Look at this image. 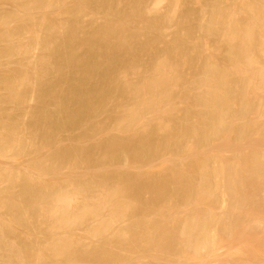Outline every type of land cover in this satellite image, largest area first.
Wrapping results in <instances>:
<instances>
[{
    "label": "bare ground",
    "instance_id": "1",
    "mask_svg": "<svg viewBox=\"0 0 264 264\" xmlns=\"http://www.w3.org/2000/svg\"><path fill=\"white\" fill-rule=\"evenodd\" d=\"M54 1L51 2L49 0H41L39 4V8L44 9L45 12L46 11L48 12L49 9L53 6V4H61L64 0H54ZM82 1L83 3L91 2V0H82ZM179 2L180 0H173V9H175L174 7H176V10H178L177 8L180 6V5L178 6ZM219 2L220 0H206V4L209 9V14L207 15L210 16V21L206 27V32L209 35H213V36L214 35L223 36L222 39H224L223 42L227 50V54H228L227 58L229 61L228 63L229 65L225 66V65L218 64L215 61L208 60L200 64L199 69L198 67H196V69L199 70V72L204 75L203 84L209 87V89L204 90L203 88L198 86V83L193 84L195 86L193 88L194 90L195 89L197 90L196 91L197 94H195L193 97L191 96L192 106L187 109L184 119H182V121L178 120V122L176 123L173 122L174 124L173 132H171L172 130L169 131L168 126H167V124L169 123L166 122L164 125H160V127H158L160 128V130L158 129V131L152 132L145 137L135 136L133 138L131 137L132 139L128 141H120L118 139L110 138L106 140L102 145H100L103 147V150H105L107 153H111V156H110L111 160H114V159L120 160L127 154L129 156L131 155L135 158H139L142 160V159H146L147 157L149 158L155 154L157 155V153L159 154L160 150L165 147L174 148V149L180 148V150L183 151V155H185V157L189 155L192 158L190 162L191 167H189L188 169L187 166L185 167V165H182V163L175 162L174 168H172L171 173L163 177L161 176L160 178L155 179V180H146L144 179V177H140V176H137V177L127 176V175L120 176L114 173L110 176V180L111 182H114L115 184L117 183L118 185L120 184V187L116 185L117 188L116 187L115 188L117 190L121 187L123 188V189L121 188L123 190V191L121 190L123 192L121 193L122 195L124 194L123 197H121L118 191H113L112 189L108 188L107 189L108 191H106L108 193L107 196L109 199L110 198L112 199L110 200L106 199L107 200L106 202L104 196L102 195L104 194L106 196L107 194L105 193V190H106L105 188L103 190L104 192H102L101 194L103 196V199L97 200V202L95 201L96 202L95 205H97L98 202L100 203L106 202L107 205H110L108 204L109 201L113 202L115 199L120 200L118 198V196H120L121 200H124V202L123 201L121 202L123 203V205L125 204L123 206L125 209L129 210V208L131 207V204L133 203L132 205L133 212L130 209L132 216L133 214L135 217L140 214L144 215L136 219V221L134 222V229L132 231L130 230L124 231L123 233L118 234L117 240L115 238V240L118 242L123 241V244H126L125 241L128 240L130 243V247L134 251V253L135 252L138 253L139 251L140 252H146V251L150 252V251H154V250L156 251L159 249L162 250L161 252H164L163 250H166V251L171 250V251H174L176 255H178L181 258L180 260H182L183 258V261L188 264H264V208L262 209L261 208L262 206H261L257 208V210H255L254 208L255 206L253 207L250 206L249 209L253 208L255 211L253 209H250L251 211L249 209L245 210V208L247 207L245 208L243 207L244 205H246L245 203L248 202L247 198H244V197L240 198V196H237V194L241 192L240 191L237 193V191L243 188L247 189L248 187H250L252 188V190L256 191L258 188L261 189L264 187V142L260 140V142L257 141L255 144L253 141H250L255 144V145L251 144L252 146H249L250 143L248 144L246 143L247 137L248 136L251 137L250 134L257 135L261 133V135L264 136V123H262L261 121L262 120L261 117H263L264 112L262 113L261 111H258L259 110L257 109L258 107L254 108V106L249 104L250 100L248 98V95L250 92L249 90L251 89L250 85L254 87V83L253 81H251L252 79L256 78V84L257 82H260L258 84L264 85V70L263 68L261 69V67H258L257 64L259 63H256L258 61L255 60V56H254L258 54L257 52H259L260 54L262 52L264 55V3H262V0L261 1L246 0V3H244L245 10H243L246 13L245 14L243 12L246 15L245 16L246 18L243 17L245 20L238 21L237 19L234 18L230 22H226L225 14H227V12L225 13L223 12L224 10L223 11L220 10ZM83 3L81 5H83ZM98 4L104 5L105 7L106 6L112 7L113 5H115V4L112 5L110 3V0H98ZM79 9L82 10V7L79 6ZM235 9L233 11H235ZM120 11H119V14L121 15V18L124 19L123 23H126L129 21L128 23L131 24L132 23L131 20L139 19L136 15H133L132 11L130 12L125 11L122 13H120ZM174 11L175 10H173V12ZM140 13L142 16V11ZM182 15H183V18L185 19V22L184 20H182L183 23H181L184 29V34L183 35L180 34L179 36H177L176 38V41H177L176 50L177 51L175 50L177 54L179 53L181 54V56L184 53L180 51L181 50L180 45H182L185 42L186 37L191 35L193 32L192 30L193 28L191 29L186 24V21L191 16L190 13L184 12L182 13ZM232 16H235V15H232ZM230 17L228 18L230 19ZM166 18H169L170 20L171 17L170 15H166L164 22ZM118 20L120 21V19ZM122 21L123 20L121 19L120 23H122ZM115 22L116 21L108 19L107 22L105 23V26L103 27L101 26L100 28H94V27L93 29L91 28V31L82 38L78 36L80 28L77 25V23L76 24L71 23L70 28L68 27L70 31L67 33V35L64 38L60 40L56 51L43 47V49L45 48V50H43L44 54L40 60L41 62L40 65L42 66L41 68H42L43 74L60 73L63 71V69L68 68V69H78L79 74L78 73L77 74L79 77L77 78V80H75L72 83V86L65 92H59L56 89L55 84H49L47 82H43L39 80L38 86H37L39 90L38 97L40 101L44 103V105L38 108L36 111L34 110L35 112L33 113V119H34V126L37 129L36 131H37L38 137L42 141H45V142L53 141L52 138L54 137L55 132L57 130L65 126H73L77 124L80 118L89 115L92 112V110L96 109L99 105H102L104 102H107L108 99L114 93H117V92L124 94V95L133 96L134 98L136 97V99L138 100V106L135 104L137 106L136 108L134 106L132 107V109H129L128 111H126L128 109L127 108L125 110L126 111L125 116H124L125 120L120 121L121 122L120 124H122L123 122L124 123L127 122L128 127L130 126L137 127L136 125H138V123L141 122L140 112L146 106L148 105L150 106L151 104L154 109H158V107L162 105L163 102L160 103V101H163L166 98V96L159 94L158 90L161 87L169 88L171 82H173V81L168 80V78L165 79L164 77H162L163 75L161 74L160 70H163L165 63L163 61H162L163 63L162 62L158 63L159 61L156 63H153L151 66V69H154V75L152 74H151L152 76L149 75V77L143 81L144 84L141 83L142 85H135V86L129 85L130 82L127 84L126 81H124L123 76H122L124 75L123 70L124 68H131V69L134 68L135 63H137L138 61V58H139L138 56H139L140 51H137L138 48L136 49L134 48L135 44L133 41L135 38L128 37L126 35L127 33L124 34L123 29H122L123 23L120 24V23H115ZM146 23H147L148 28H151L155 26L156 21L150 20ZM50 27H51L50 29H52V32L54 30L56 31L57 26L52 25ZM78 47L82 49V53H79L76 51ZM221 49H222V46H221ZM131 51L133 52V56L131 54L132 56L131 59L129 57L127 59L125 54L126 53L129 54L128 52H131ZM257 57L258 55L256 56V59ZM187 58L188 56L186 57V59ZM189 60L191 63H194L192 59H189ZM50 61H52L53 66L50 65ZM256 66L260 68L261 70L257 69ZM121 69L123 70L121 71ZM156 71H157V74L155 75ZM121 72H123L122 75H121ZM158 75L161 78H159ZM234 78L236 81L234 80ZM257 79L259 81H257ZM236 84L242 85L240 89L237 87V89L239 90L235 89ZM261 85L260 86L256 85V86L258 88L262 87L264 90V87ZM255 89L256 88H254V90ZM143 91H144V94L142 93ZM146 92L148 93V95ZM159 96L160 97L163 96L164 99L161 100ZM260 100H263V99H260ZM165 101L167 100L165 99ZM46 103L56 105L58 107V111L56 113L49 112L45 106ZM69 103H74L76 107L72 108L69 105ZM165 105L167 106L166 103ZM261 107L262 106H259V108ZM159 108H160L159 110H161L160 112L164 110L165 111L172 110L171 108L170 110L168 106L167 108L169 110L165 106L164 107L162 106V109L165 108L164 110H162L161 107ZM251 115L252 117H250ZM248 117H250V120L248 119L247 122L244 123V125L239 124V121H244ZM230 135H234L237 142L239 141L241 143V142L246 141L245 143L248 146H245L244 143L243 144L241 143L242 147H239L238 145L237 146L238 149H236L237 148L236 145L233 146L231 143H229ZM222 137L225 139L227 138L225 141L227 143L226 146L228 147L226 148L224 145H223L224 147H216L217 145H214V142L217 141V139L222 138ZM257 138L258 137H256L255 140H257ZM186 140L193 141L192 142L193 144L188 147L187 146L182 147L183 145L182 143ZM80 152L81 151H79L78 149H75V150L72 149L70 152L60 153V154L56 153L57 155L56 156L54 155L52 157V163H51L52 165L48 166L49 164L48 165L44 164L42 166L44 168L43 172L44 171L56 172L59 166L61 165V163L64 162V160L67 158L68 155L75 156L78 159ZM229 153H230V157H232L231 159L227 157ZM231 154H233V156ZM125 159H128V158H125ZM127 162L128 161H126V163ZM29 182L26 181V184H25V190H24L25 195H29V193L32 191ZM101 182L102 181H98L97 185L100 184ZM102 183L107 184L106 182H102ZM114 183L112 184L113 188L115 186ZM94 185H95V181L93 180L87 181L86 184H84V188H82V191H84L85 194H89V193L92 194L91 190L93 191L92 187ZM100 186L102 188V187H105L106 185L104 186L103 184L102 186L101 184ZM145 187L146 189L150 188V191L153 190L152 198L151 199L137 198L139 201L138 203L135 202L132 198H135L137 196L140 197ZM109 190H112V193ZM61 192L58 191L57 194H55V192L53 193V196H52L53 203L55 201V203L59 206L64 207L65 205L67 207L68 206L71 207L72 206L71 204L74 202L72 201L74 200L73 199L74 194L72 192L65 193L64 191V194H65L64 195ZM60 193L62 195H60ZM175 196L178 197L177 199H179V200L176 199L178 201V205L180 201L181 203L180 205H183V204H186V205L193 204L194 205L195 204L197 206L201 205L203 207L201 209L194 208L193 210L190 211V213H187V215H185L183 219L181 220L177 218V215L175 213L172 214L173 213V211L171 212L172 209L171 210L168 209L169 207H167L166 209L163 206V205H166L165 203L169 201L171 198L174 200ZM48 197L49 196H46V193L41 191V201L40 202H44V203L47 202ZM225 197L227 198L229 197L228 199L230 200V202L229 200L228 202L230 203V206H229L230 208L227 209L225 213L222 212L224 214H221V212L219 214L218 213L219 210L217 212L216 207L223 205L225 201ZM96 198L98 199L100 197L97 196ZM96 198L94 197L93 199L96 200ZM262 200H263L262 202L264 203V197L262 198ZM75 201L76 203L79 202V201L77 202V198ZM119 202L120 201L116 203L113 202L115 206H117V208H114V212L112 209L115 206L112 203L113 207L110 210L111 213L109 212L110 216H107L106 218V220L108 221L107 222L102 221V226L100 224L101 219L98 221V219L96 220V218L97 216L99 218L102 212L108 208L106 205L105 207L107 208H104V206H102V204L104 205V203L101 204L103 209H101V206L99 207L102 210V211L98 210V212L101 211V213H99L100 215H97L95 214L94 211H92L94 210L92 209V207H94L95 205L92 206V204H90L91 208L89 207L90 208L89 215L86 213V211L88 210L87 207L85 206L87 209V210L85 209L86 211H84L82 207L84 211L83 213L84 214L86 213L87 215L86 214L85 215L87 217L89 216L90 218L91 211H92L94 212L96 216V218H94L95 216L92 213V215L94 216L93 219L100 222L99 223L100 226L97 225L98 227L95 226L93 228H89V227L88 228L91 229V231L99 227H101L102 229L103 222H104L105 223L104 226L107 228H103V230L104 229L107 230L108 228L110 229L111 224L114 225L115 221L119 218L120 214L124 211L123 210L124 208L122 209L123 210L122 211L121 208L118 207L122 205ZM100 203L98 204L100 205ZM168 203L169 202H167V204ZM128 206L130 207L127 208ZM12 207L14 208V205H12ZM96 208L99 209L98 206H95V209ZM97 209L95 211H97ZM62 210H64V208ZM65 210H67L66 207H65ZM129 212L130 211L126 213H129ZM76 213H74L73 218L76 217L77 221L79 220L81 222V220L86 217V216L81 217L84 215L83 214L81 215L80 212L77 214ZM154 214H159L160 218L161 216L166 217V218L167 217L171 218L174 221L176 226L172 227V226H169L168 224H165L164 221H161V222L156 221V224L153 223L155 224L154 227L152 226L153 229L149 227L152 229V231L150 230L147 231L145 229L143 230L141 227L147 224L146 223L147 220L145 218L150 215H154ZM177 219H179L178 220L179 222L177 221ZM69 220L70 219H68V221ZM103 220H105V218ZM148 225H146L145 227H148ZM80 228L82 227L80 226ZM112 228L113 227H111L110 230H113ZM53 229H56V228H53ZM101 229H95L93 232L96 231L95 233H97ZM67 237L68 236H66V238ZM167 240L169 241L170 244L167 243L168 242ZM64 246L65 244L63 243L53 244V247H52L53 249L51 248V250L49 251L51 252V254L48 255L49 254L48 250L39 244L35 245L32 242H26V241H21L18 243L13 242V240L10 241V239H8L5 233L3 232V229H1L0 227V264H55L56 262L55 260L58 259V257H60L59 259H61L60 264H81L80 259H78L72 252H70L71 250L68 251L64 249ZM66 247L67 246H65V248ZM115 248H117V246ZM107 249H110V248L107 247ZM107 249L104 246V248L98 247L96 250H94L93 253L97 255V258H98L97 260H99L96 262L97 264H112L114 257L112 258L111 256H115V255H113V253H111L112 255H110V253L108 254V251H106ZM133 251L130 250V252H133ZM118 254L119 253H117V255ZM55 255L57 256L56 258H55ZM119 255L118 257H120ZM143 256H146V255H143ZM161 256L163 257V255ZM152 258L153 256H151V259ZM141 259L145 260V258H141ZM156 259L158 260L159 258H156Z\"/></svg>",
    "mask_w": 264,
    "mask_h": 264
},
{
    "label": "rangeland",
    "instance_id": "2",
    "mask_svg": "<svg viewBox=\"0 0 264 264\" xmlns=\"http://www.w3.org/2000/svg\"><path fill=\"white\" fill-rule=\"evenodd\" d=\"M49 1L52 2L54 0H49ZM256 1H261V0H256ZM40 2L41 0H0V227L1 229H3V232L5 233L7 238L10 239V241L13 240V242H17V243L21 241H26V242H32L35 245L39 244L48 250L49 253L48 255L51 254V252L49 251L53 247V244L63 243L65 244V246H67L66 248L64 246V249L68 251L71 250L70 252H72L78 259H80L81 264H93V263L97 264L96 262L99 260H97L98 259L97 255L94 254L93 252L98 247L104 248V246L106 249L107 247L112 249V250L110 249L106 250L108 251V254L110 253V255H112L111 253H113V255H115V256H111L112 258L114 257L112 264H136V263L138 264L139 262H140L139 264H143V263L144 264H160V263L180 264L181 262H182L181 264H184L185 262L183 261V258L182 260H180L181 258L178 255H176L174 251L163 250L164 252H161L162 250L159 249L156 250L157 252L154 250L150 252L139 251L140 253L139 252L134 253V251L130 247V243L128 240H127L128 242L125 241L126 244H123V241L122 242L116 241L118 234L123 233L124 231H129V230L132 231L134 229V222L136 221V219H138L140 216H144L141 214L136 217L134 216V214L132 216L131 210L133 212V208H132L133 203L131 204V207L130 206L127 207V208L130 207L129 210L125 209L123 207L125 204L123 205V203L121 202V201L124 202V200H121L120 196H118L120 200L113 199L114 201L113 200L112 201L115 203L120 201L119 203H121L122 205L118 207H120L121 210L124 208L123 209L124 211L123 210H122L123 212L120 211L122 213L118 218L119 220L118 219L116 221L114 220L115 221L114 225L111 224L110 229L111 227H113L112 228L113 230H110L109 228L107 230L106 229L103 230V228H107L104 226L105 224L104 222L108 221L106 220V218L107 216H110L111 213L110 210L112 209L114 204L111 201H109L108 203L111 206L106 204L107 202L106 199L108 200L112 199V198L110 199L108 198L107 196L108 193L106 192L108 191L107 189L110 188L113 191H118L121 197H123L124 195V194L122 195L123 188L121 187L122 189L119 188L117 190L116 185H118V183L115 184L114 182H111L110 176L112 174L116 173L120 176L121 175L135 176V177L140 176V177H144V179L146 180H155L160 178L161 176L163 177L171 173L172 168H174L175 162L182 163V165H185V167L187 166V168L189 169V167H191L190 162L192 158L189 155H188L189 157L188 156L185 157V155H183V151H181L180 148L174 149V148L165 147L160 150L159 154L157 153V155L155 154L149 158L147 157L146 158L147 160L146 159L141 160L131 155L129 156L128 154L125 155L126 157L124 156L120 160L119 159L111 160L110 159L111 153H107L105 150H103V147L100 145H102L106 140L110 138L118 139L120 141H128L135 136L145 137L152 132L158 131V129L160 130V128L158 127H160V125H164L166 122L169 123L167 124L169 131L172 130L171 132H173L174 129L173 122L176 123L178 122V120L182 121V119H184L187 109L192 106L191 96L193 97L195 94H197L196 93L197 90L196 89L194 90L193 87L195 86L193 84L198 83V86H200L204 90L209 89V87L203 84L204 75L201 74L199 70L196 69V67H198L199 69L200 64L208 60L215 61L218 64L225 66L229 65L228 64L229 61L227 58L228 55L227 50L223 42L224 39H222L223 36L222 35L213 36V35H209L206 32V27L210 21V16L207 15L209 14V9L206 4V0H180V2L178 3V6L180 5L177 8L178 10H176V7H174L175 9H173V0H125V1L110 0V3L112 5L115 4L112 7H108V6L105 7L104 5L98 4V0H91V2L89 3L86 2L83 3L82 0H77V1L64 0L62 2L63 4L62 3L53 4V6L50 8L52 11L49 9L48 11L49 13L47 11L45 12L44 9L39 8ZM81 2L83 3V5H81L82 4ZM130 2L132 3V5ZM244 3H246V0L244 1L220 0L219 2L220 10L222 11L224 10L223 12L225 13L227 12V14H225L226 22H230L234 18L237 19L238 21L245 20L244 18H246L245 17L246 13L243 11L245 10ZM262 3H264V0H262ZM154 4L156 7L154 6ZM79 6L82 7V10L79 9ZM145 8L146 9L149 8V9H147L146 11ZM172 9L177 11L178 14L175 11L173 12ZM234 9L235 11H233ZM114 11L116 14L114 13ZM119 11L120 13L125 11L128 12L132 11L133 15H136L139 19L131 20L132 21L131 24L128 23L129 21L126 22L127 24L123 23L124 19L121 18ZM141 11H142V16L144 15L143 17L141 16L140 13ZM184 12H189L191 15L189 19L186 21V24L191 29L193 28L192 29L193 32L191 35L186 37L185 42L182 45H180V49H181L180 51L184 53L181 56V54L179 53L177 54L176 52L177 51L176 38L180 34L182 35L184 34V29L181 24L183 23L182 20H184L185 22V19L183 18L182 15V13ZM231 14L235 16H232ZM166 15H170L171 18L170 20L169 18H166L164 22ZM115 16L117 19L115 18ZM228 17H230V19ZM108 19L116 21L115 23H120L122 19L123 20L122 23L124 25L122 23L120 24H122L123 27L122 29L124 34L127 33L126 35L128 37L135 38L133 41L135 44L134 48L135 49L138 48L137 51H140L138 56L139 57L138 61L137 63H135L136 66L134 65L135 69L124 68L125 71L121 69V71L123 70L125 75V76L122 75L123 72H121L124 81H126L127 84L130 82L129 85L132 86L142 85L141 83L144 84L143 81L146 80V78H148L149 75L151 74L154 75V69H151L152 64L158 61H159L158 63L163 61L165 63V66L163 70H160L161 74L163 75L162 77H164L165 79L168 78V80L173 81L174 83L171 82L169 88L166 87L168 90L165 87L163 88L161 87L158 90V93L163 96H166L165 99L167 100L165 101L163 96H162L163 98L159 96L161 100L164 99L163 101H160V103L161 102L163 103L159 107H161L162 109V106L163 107L165 106L166 108L168 106V108L169 109L171 108L172 110L170 109L171 111H165L164 110L165 108H163L162 110H164L165 113L164 111L160 112L161 110H159L160 109L159 107L158 109H154L153 106L150 104V106L148 105L149 107L148 106H146L147 108L145 107L146 110L144 108L140 112L141 122H139L138 125H136L137 127L130 126L131 127L130 128L127 126L126 121H125L126 123L123 122L122 124H120L121 123L120 121L125 120L124 116L126 111L132 109V107L134 106L135 108L138 106V100L136 99V97L134 98L133 96L124 95L117 92L114 93L108 99L107 102H104L102 105H99L96 109L92 110V112L89 115L80 118L77 124L73 126H65L57 130L55 132L54 137L52 138L53 141L50 142L42 141L38 137L36 131L37 129L34 126V119H33V113L38 108L44 105V103L41 102L38 97L39 90L37 86L39 80L43 82H47L49 84H55L56 89L59 92H65L72 86V83L75 80H77V78L79 77L78 69H68V68L63 69V71L60 73L43 74L41 68L42 66L40 65L41 64L40 60L44 54L43 50H45V48L43 49V47L56 51L60 40L64 38L67 35V33L70 31L69 28L71 23H75V24L77 23V25L80 28L78 36L82 38L91 31V28L93 29V27L100 28L101 26L102 27L105 26V23L107 22ZM118 19H120V21ZM150 20L152 21L155 20L157 25L155 23L154 27L148 28L146 22ZM52 25L57 26L56 31L54 30L52 32V29H50L51 28L50 26ZM76 51L82 53V49H80L79 47L77 48ZM128 53L129 54L126 53L125 56L127 59L128 57L131 59V57L133 56V52L131 51ZM257 53H256L258 55L257 59H256L257 55H254L255 60L258 61L256 63H259L257 64L258 67H261V69L263 68L264 70V55L262 52L261 54L259 52ZM185 56L186 57L188 56V58L186 59ZM189 59H192L194 63H191ZM50 65L53 66L52 61H50ZM258 67L256 66L257 69H260ZM156 74L157 71L155 75ZM160 76L158 75L159 78H161ZM176 79L179 81H177ZM254 79L251 80L254 83V87L250 85L251 89L249 90L250 92L248 95V98L250 100L249 104L254 106V108L258 107L257 108L259 109L258 111H261L263 113L264 111L262 110H264V90L262 87H260L261 88L260 89L256 86V85L260 86L261 84H258L260 82H257L256 84V78ZM257 81L259 80L257 79ZM241 86L242 85L240 84L238 85L236 84L235 89L239 90ZM261 86L264 87L263 84ZM237 87L239 89H237ZM254 88H256L255 90L257 91H255ZM142 93L144 94V91ZM165 103L167 104V106L165 105ZM69 105L72 108L76 107L74 103H69ZM45 106L47 110L51 113L54 112L56 113L58 111V107L54 104L46 103ZM259 106H262L261 108L263 109L259 108ZM250 117H252V115ZM250 117H248L244 121H239V124L244 125V123H246L248 119L250 120ZM263 117H264V113H263ZM263 117H261L262 123H264ZM233 136L234 135L229 136L230 138L229 143H231L233 146L236 145V147L238 145L239 147H242L243 143L245 146H248L247 145L248 143H250L249 146H252L254 143L256 144L257 141L260 142L261 140L264 142V136L261 135V133L257 135L250 134L251 137L248 136L247 142L245 141L247 144L245 142H241L242 144L239 141L237 142L235 136L234 137ZM256 137H258L257 140H255ZM222 138H219L217 139V141L214 142V145H217L216 147H224V146L225 148L228 147L226 146L227 143L225 141L227 138L226 139L225 138L222 139ZM250 141H253L254 143ZM192 142L193 141L191 140H186L182 143L183 144L182 147L191 146L193 144ZM72 149L74 150L78 149L79 151H81L78 159L75 156L68 155L67 158L64 160V162L61 163V165L59 166L56 172H49V171L43 172L44 168L42 166L44 164L45 165L49 164L48 166L52 165L51 164L52 157L54 155L56 156L57 154L60 153L70 152ZM236 149H238V147ZM230 153L228 154L227 157L231 159L232 157H230ZM231 155L233 156V154ZM126 161L128 162L126 163ZM90 180L95 181V185H97L98 181L106 182L107 184L101 182L97 186L94 185L92 187L94 192L91 190L93 195L91 193L85 194L84 191H82V188H84V184H86V182ZM26 181L28 182L30 181L29 184L32 189L29 195L24 194ZM113 183L115 185L114 188L112 185ZM101 184L102 186L103 184L104 186L105 185L106 186L102 187L103 188L102 189L100 186ZM118 186L120 187V184ZM105 188H106L105 193H107L106 194L107 197L104 194H102ZM263 188L261 189L258 188L260 191L258 189L255 191L252 190V188L248 187L247 189L243 188L237 191V193L241 191L239 194H237V196H240V198L243 197L247 198L249 202V203L248 202L245 203L246 205L242 204L244 205L243 208L247 207L245 208V210H248L250 206L251 207L255 206L254 207L255 210H257V208L261 206L262 209L264 208V203L262 202L263 201L262 198L264 197ZM37 190L39 193L37 192ZM112 190L109 191L112 193ZM41 191L46 193V196H49L47 202L45 203L40 202ZM58 191L59 192L63 191L61 192L63 194L64 191L65 193L72 192L74 194V198H73L74 200H72L74 202L71 204L72 205L71 207L70 206L67 207L65 205L64 207L59 206L55 203V201L53 203V199H52L53 193L55 192V194H57ZM61 193L60 195H62ZM243 193L246 195H244ZM101 194L104 196L106 202H101V203L98 202L100 203V205L98 203L97 205H95L97 200L103 199V196ZM93 196L95 198L97 196L100 198L98 199L96 198L95 200L93 199L94 198ZM152 196H153V190L150 191V188L146 189L145 187L140 197L137 196L135 197L136 199L135 198L132 199L138 203L139 200L137 198L151 199ZM76 198H77V202L79 201L78 203H76L75 201ZM177 198L178 197L176 196L174 200L171 198L169 201H167L169 203L167 204L166 202L165 203L166 205L163 206L166 209L167 207H169L168 209L170 210L172 209L171 210V212L173 211L172 214L175 213L177 215V218L181 220L185 215H187V213H190V211L193 210L194 208L201 209L203 207L201 205L197 206L195 204L194 205L189 204L190 207L188 204L180 205L181 204L180 201L178 205L177 200L179 199ZM228 198L225 197V201L222 206L220 205L216 207L217 212L219 210L218 212L219 214L220 212L221 214H224L225 211L230 208L229 207L230 200ZM102 203H104V205ZM90 204H92V206L94 205L98 206V208L102 204L104 208L107 207L108 208L105 209L100 215L99 213H101L102 211L101 209H103V207L101 206V209L96 208L97 211H95L96 210L95 206L92 207V209H94L92 211H94L95 214L100 216L99 218L98 216L96 218L94 212L91 211V215L93 213L95 217L93 215L92 216L90 215L89 218V216L87 217L86 215L90 214V210H89L91 208ZM12 205H14V208L12 207ZM105 205L107 207H105ZM85 206L87 207L89 212ZM65 207L67 208V210H65ZM82 207L84 211L87 210L86 211L87 214L85 213L86 215L83 213L84 211ZM63 208L64 210H62ZM114 208H117V206L113 207L112 209L113 212H114ZM98 210L101 211L98 212ZM76 211L77 213L80 212L81 215L82 214L84 215V216L80 215L81 217L86 216L84 219H82L83 221L81 220L80 222L78 220L79 221L78 222L76 217L73 218L74 213H76ZM128 211H130L129 212L130 214L126 213ZM150 216L145 218L147 220L146 221L147 224L141 227L143 230L145 229L147 231L149 230L152 231L153 229L152 226L153 227L155 226L156 221L157 222L164 221L165 224H168L169 226L172 227L176 226L174 221L169 217L166 218L161 216L160 218L159 214H154ZM93 217L96 218V220L98 219V221L101 219V223L93 219ZM104 218L106 221L103 220ZM68 219L70 220L68 221ZM179 219H177V221ZM102 221H104L102 229L101 227L95 228V229H101L99 232L95 233L96 231L93 232L95 229L93 231L89 229L95 226L96 227L100 226L99 223L102 226ZM146 225H148V227H145ZM80 226L82 228H80ZM149 227H151L152 229ZM53 228H56L57 230ZM89 230L91 231V233L92 232L93 233L91 234ZM66 236L68 237L66 238ZM167 243L170 244L169 241ZM116 246L117 248H115ZM130 250L133 252H130ZM117 253L120 254V255L118 254L120 257H118ZM161 255H163V257ZM151 256H153L152 259ZM56 257L57 256L55 255V258ZM59 258L60 257H58V259L55 260L56 261L55 264L61 263V259ZM141 258H145L146 262L144 259ZM156 258L159 259L157 260Z\"/></svg>",
    "mask_w": 264,
    "mask_h": 264
}]
</instances>
